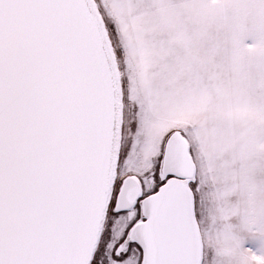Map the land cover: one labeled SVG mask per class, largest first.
<instances>
[{
	"label": "snow or ice",
	"instance_id": "snow-or-ice-1",
	"mask_svg": "<svg viewBox=\"0 0 264 264\" xmlns=\"http://www.w3.org/2000/svg\"><path fill=\"white\" fill-rule=\"evenodd\" d=\"M0 264H264V0H0Z\"/></svg>",
	"mask_w": 264,
	"mask_h": 264
},
{
	"label": "rangeland",
	"instance_id": "rangeland-1",
	"mask_svg": "<svg viewBox=\"0 0 264 264\" xmlns=\"http://www.w3.org/2000/svg\"><path fill=\"white\" fill-rule=\"evenodd\" d=\"M116 21H117V25L120 27L121 41L123 42L125 48L127 49L128 48L127 36L124 34L123 27H122L120 19L118 17H116ZM130 68L132 69L131 74L133 77L132 92H133V95H135L136 94V69H135V66L132 64L131 61H130ZM257 259H259V258H257Z\"/></svg>",
	"mask_w": 264,
	"mask_h": 264
}]
</instances>
